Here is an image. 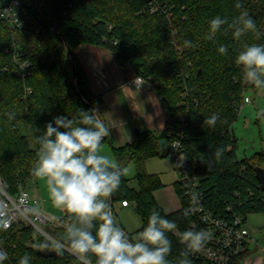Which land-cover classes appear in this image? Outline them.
Masks as SVG:
<instances>
[{
	"label": "trees",
	"instance_id": "obj_1",
	"mask_svg": "<svg viewBox=\"0 0 264 264\" xmlns=\"http://www.w3.org/2000/svg\"><path fill=\"white\" fill-rule=\"evenodd\" d=\"M22 1L20 26L12 28L0 19V175L11 196L35 179L30 172L39 150L35 138L44 134L49 122L57 116L79 120L80 110L94 107L100 112L102 100L90 92L74 56L78 45L89 44L108 48L120 67L130 66L137 76L150 81L167 112L163 132L143 130L132 144L113 148L117 162L126 168L134 165L136 170L132 179L123 176L119 190L112 194L114 215V206L128 201L141 217L139 231L147 225L153 208L175 220L180 232L189 227L191 217L182 214L187 205L182 183H175L182 208L165 213L155 197L164 184L146 168L151 158H168L176 141L200 178L209 210L222 214L232 206L245 216L264 213V189L255 172L264 171V147L248 158H239L233 127L244 92L256 89L244 81L235 59L245 44H264V0H38V7L32 0ZM149 2L160 10L151 14ZM236 3L242 8L237 9ZM245 10L254 19L259 38L247 33L236 40L231 31L223 29L213 40L205 38L212 18L219 15L230 21ZM64 40L74 57L77 89L88 104L76 93L73 63ZM185 40L194 46L185 47ZM220 45L227 47V54L218 52ZM12 111L16 118L9 120L7 113ZM212 114L220 117L215 127L204 123ZM22 126L29 129V135L22 133ZM217 147L224 149L223 157L209 165ZM66 218L64 213L58 220ZM50 232L64 241L60 231ZM168 235L172 248L167 259L169 264H178L184 248L177 237ZM0 241L8 253L4 264H18L25 254L31 257V264H80L61 251L58 256L43 255L41 251L53 250V246L22 223L0 230ZM245 254L232 264H239ZM189 258L193 264H209Z\"/></svg>",
	"mask_w": 264,
	"mask_h": 264
},
{
	"label": "clouds",
	"instance_id": "obj_2",
	"mask_svg": "<svg viewBox=\"0 0 264 264\" xmlns=\"http://www.w3.org/2000/svg\"><path fill=\"white\" fill-rule=\"evenodd\" d=\"M235 7L240 9L242 5L236 3ZM222 29L231 31L236 40L247 33L260 37L254 19L246 10L230 21L219 15L212 18L205 38L213 40ZM184 44L185 47L194 46L188 40ZM218 52L227 54L228 49L220 45ZM235 63L241 67L244 81L264 93V44H245ZM7 117L14 120L16 113L9 112ZM219 119V114H212L204 123L215 127ZM110 134L111 128L94 107L80 110L79 120L55 117L45 126L44 134L35 138L39 150L31 175L44 182L51 205L67 214L63 225L64 241L55 244V248L67 251L80 264H169L167 257L172 241L168 234L172 233L179 237L185 248L178 264H193L190 255L199 252L211 238L207 230L190 228L179 232L176 221L162 216L155 208L151 210L147 225L134 239L120 226L110 200L119 190L128 169L102 152V142ZM223 154L224 149L217 147L209 165L221 159ZM185 159L180 156L175 167H182ZM189 195L191 206L199 205V193L192 190ZM191 210V207L186 208L182 214L188 216ZM25 214L39 216L41 208L38 205L26 208ZM8 224L7 219L0 218V230ZM7 259V251L0 247V264ZM18 264H31V257L25 254Z\"/></svg>",
	"mask_w": 264,
	"mask_h": 264
},
{
	"label": "built area",
	"instance_id": "obj_3",
	"mask_svg": "<svg viewBox=\"0 0 264 264\" xmlns=\"http://www.w3.org/2000/svg\"><path fill=\"white\" fill-rule=\"evenodd\" d=\"M23 5L22 0H0V19L6 21L12 28L21 25L20 8ZM151 14H155L160 10V7L153 2L148 4ZM19 67L23 70L24 65ZM7 70V69H5ZM26 73L23 72V76ZM30 74V73H28ZM136 88L151 85L150 81L141 76H136L130 81ZM251 104V99L244 92V99L237 107V113L247 105ZM180 156L186 158L183 166L176 167V170L181 176L180 182L184 188V197L187 201L186 208H192L191 221L187 229L207 230L211 233V238L205 246L196 253L190 255L194 259H204L209 264H232L233 260L247 251L249 244H255L256 239L250 232L246 224V216L233 211L232 206H228L222 214H215L206 206L205 194L201 191L200 178L193 172L191 165L184 153L181 143L176 141L172 144L171 151L168 155L173 160L174 164L179 161ZM195 190L200 195L199 205L192 207L190 202V192ZM25 199L27 203H25ZM38 201L33 199L26 188H20L19 194L15 197L8 193V185L4 182L0 175V218L9 221L8 227L5 230H10L15 224L22 223L25 227H31L36 233L44 237L52 246L54 251L55 244L62 243L50 232L51 230L60 231L65 236L64 222L66 219L58 220L41 211L39 216L25 214V209L36 206ZM132 203L122 201V207H128ZM179 231V230H178ZM180 232V231H179ZM179 239V237L173 234ZM180 242V240H179ZM181 243V242H180ZM184 248V245L181 243ZM185 250V248H184ZM68 253L67 251H61ZM69 254V253H68ZM71 255V254H70Z\"/></svg>",
	"mask_w": 264,
	"mask_h": 264
},
{
	"label": "crops",
	"instance_id": "obj_4",
	"mask_svg": "<svg viewBox=\"0 0 264 264\" xmlns=\"http://www.w3.org/2000/svg\"><path fill=\"white\" fill-rule=\"evenodd\" d=\"M74 56L86 75L90 92L94 97L101 98L100 116L111 128L108 140L102 142L104 154L115 159L113 148L119 149L132 144L137 131L151 130L156 134L164 131L167 121L165 105L152 85L136 88L130 84L137 76L132 67H120L113 53L104 46L80 44L74 49ZM177 182L179 181L164 185L168 198L166 205L172 207L171 211L166 212L158 203L165 213L182 208V201L175 189ZM29 193L33 199L38 198L30 191ZM155 197L157 198L156 195ZM128 207H122L118 203L114 206V211L116 213ZM41 211L55 219L64 216L53 206H45ZM239 264H264V247H259L256 243L249 244Z\"/></svg>",
	"mask_w": 264,
	"mask_h": 264
},
{
	"label": "rangeland",
	"instance_id": "obj_5",
	"mask_svg": "<svg viewBox=\"0 0 264 264\" xmlns=\"http://www.w3.org/2000/svg\"><path fill=\"white\" fill-rule=\"evenodd\" d=\"M246 95L251 99V104L245 105L237 113V118L233 125L234 134L238 139L237 154L239 158H248L264 147V93L254 89L248 90ZM21 129L22 133L29 135L30 131L27 127L22 126ZM29 142L31 147L34 148V142L31 138H29ZM146 168L149 173H161L160 178L164 185L168 186L176 180H181L173 160L169 157L164 159L151 158L146 162ZM127 169L128 171L125 175L127 178L132 179L136 174L135 166L129 165ZM132 184L135 183L132 182ZM26 189L38 197L35 200L40 202L37 205L41 209L45 206H52L43 181L37 179L29 180ZM166 192L167 189H162L156 192L155 195L164 211L168 212L171 211L172 207L166 205L168 200ZM261 196L259 195L258 198H261ZM57 212L64 214L60 210H57ZM115 215L119 224L134 239L142 227V220L135 206L131 204L130 207L117 211ZM246 224L255 237L256 244L259 247H264V213H248L246 215Z\"/></svg>",
	"mask_w": 264,
	"mask_h": 264
},
{
	"label": "water",
	"instance_id": "obj_6",
	"mask_svg": "<svg viewBox=\"0 0 264 264\" xmlns=\"http://www.w3.org/2000/svg\"><path fill=\"white\" fill-rule=\"evenodd\" d=\"M32 3L34 4L35 7H38L39 6V1L38 0H32ZM64 42H65V45H66L67 52H68V54H69V56H70V58L72 60V63H73L72 76H73V79H74V87L76 89V93L78 94V96L83 99V97L79 93V91L77 89V85H76L77 73H76V66H75V63H74V57L72 55V51H71L70 47L66 43V40H64ZM83 101L86 102L84 99H83ZM137 133H139V132L137 131ZM255 172H256V175H257L258 180L260 181V183L262 185V188L264 189V171L262 169H255ZM110 203H111V200H110ZM111 207H112V205H111ZM41 253L43 255H46V256H58V252H56L54 250H49V249H46L44 251H41Z\"/></svg>",
	"mask_w": 264,
	"mask_h": 264
}]
</instances>
